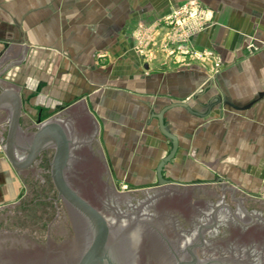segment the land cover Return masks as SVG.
I'll return each mask as SVG.
<instances>
[{"label": "crops", "instance_id": "1", "mask_svg": "<svg viewBox=\"0 0 264 264\" xmlns=\"http://www.w3.org/2000/svg\"><path fill=\"white\" fill-rule=\"evenodd\" d=\"M183 1L124 0L129 7L124 14L134 13L133 21L146 24ZM202 2L215 8L221 25L194 36L196 50L211 53L215 44L221 60L228 61L237 54L232 43L230 46L231 37L264 33L262 17L245 13L239 5H229L226 0ZM238 2L243 6V0ZM98 14L96 9L95 16ZM163 34L140 33L138 40L139 34L133 33H46L45 45L50 51L44 53V75L34 79L36 51L14 43L2 53L6 43H0V82L6 72L13 71V83L20 73L18 85L6 88L16 91L21 99L20 140L31 142L41 124L55 120L73 139V154L78 146L99 145L105 164L114 168L123 182L160 181L170 167L175 171L183 165L188 167L189 179L204 171L212 180L217 175L218 180L237 184L239 190L264 194V54L252 56L251 64L237 63L217 74L210 58L195 60L179 50L171 54L158 48L165 41ZM145 40V50L138 49L139 41L143 48ZM25 69L29 70V82L21 77ZM42 79L43 103L52 109L59 103L61 107L46 118L41 109L35 122L25 121L21 88ZM12 103L8 98L0 108L1 136L6 120L9 133ZM5 111L9 115L5 116ZM161 113L167 130L178 138V149L162 173L161 163L173 144L160 129ZM1 153L0 194H16L17 174Z\"/></svg>", "mask_w": 264, "mask_h": 264}, {"label": "water", "instance_id": "2", "mask_svg": "<svg viewBox=\"0 0 264 264\" xmlns=\"http://www.w3.org/2000/svg\"><path fill=\"white\" fill-rule=\"evenodd\" d=\"M8 98L13 99L6 146L10 162L24 170L42 151L54 148L52 178L59 195L71 207L58 210L43 236L0 230V264H264L263 200L235 195L236 189L228 185L215 189V184L178 186V181L126 193L113 191L87 200L67 174L73 159V139L59 122L50 120L38 127L31 142H22L18 135L21 99L16 91L3 90L0 108ZM158 118L161 131L173 144L160 171L175 155L178 138L165 127L163 113ZM19 150L26 152L22 159ZM136 206L147 207L145 213L157 215L149 217V222L157 225L160 234L153 236L142 224L126 229L134 224L126 215L137 212L133 209ZM118 214L122 218H117ZM115 236L124 240L118 249L113 246ZM160 238L169 241L157 242ZM193 238H203L202 245L184 244Z\"/></svg>", "mask_w": 264, "mask_h": 264}, {"label": "rangeland", "instance_id": "3", "mask_svg": "<svg viewBox=\"0 0 264 264\" xmlns=\"http://www.w3.org/2000/svg\"><path fill=\"white\" fill-rule=\"evenodd\" d=\"M226 1L229 5L236 6L237 4L240 8L243 7L245 13L262 17L260 24L262 23L264 27V0H243V6L238 0ZM110 2L114 3L111 7L109 0H0V43L3 41L6 43V48L2 53L14 43L30 46L31 50L36 51V62L31 64L34 66L33 79L35 76L44 75V53L47 50L50 51V46L46 47L45 45L46 33L54 35L55 33H133L134 35L139 34L138 40H140V33H164L165 41L163 44L160 43L158 48L168 49L171 54L172 50H179V53L195 57V60L210 58L213 61V71L217 74L222 68H233L237 63L251 64L252 56L259 53L264 54V33H245L239 39L229 36L230 46L233 45L236 48L237 54L234 53L235 55L231 56L232 58L228 61L221 60L220 48L215 44L211 53H209L210 51L196 50V45L192 41L194 36L196 37L218 24L221 25L216 19L215 8L206 5L202 0H186L178 3L172 6L169 13L158 17L155 22L146 24L136 22L138 19L133 21L134 13L133 15L124 14V10L129 8L124 4V0H110ZM96 9L99 10L97 16H95ZM195 12H202V14L198 16ZM98 17H100L99 20ZM110 17L115 20H109ZM2 35L4 39H2ZM147 45V40L142 41L143 48H141L139 41L138 49L144 51ZM150 55L149 53L147 57ZM8 63H6V67ZM28 71L25 69L21 72V77L25 78L26 82H29ZM11 72H6L3 75V81L1 79L0 82V93L6 88L14 87V83L18 85L19 82L16 80L19 79L20 73H16L13 83L14 76ZM21 89L24 105L22 114L25 121L35 122L41 109L44 110L43 118H46L61 107V103L57 104L54 109L43 103L45 98L43 79L39 84L30 87L24 86ZM2 113L3 109L0 110V114ZM7 115L9 112L5 111V116ZM4 123L6 130L2 136L0 135V151L6 163L11 164L8 166L17 174L19 185L16 194H0V230H21L34 236H43L49 232L48 223L55 220L58 210L71 207L59 195L52 178L51 163L55 149L48 148L42 151L30 167L19 172L12 166L6 154L9 122L6 120ZM99 148V145L94 148L86 145L76 147L72 167L67 173L70 183L87 200L113 191L126 193L166 186L178 181V186L215 184V189L221 185H228L236 189L235 195L264 201L263 193L239 190L237 184L218 180L217 175L212 180L206 177L204 171L201 176L189 179L188 167L183 165L175 171L173 167L165 171V175L162 177L166 180L165 182H160L157 179L148 183L123 182L116 176L114 168L105 164ZM172 148L173 145L166 150L165 158L169 156ZM17 153L21 159L26 156L25 151L19 150ZM185 153L187 154V152ZM172 158L164 163L161 173Z\"/></svg>", "mask_w": 264, "mask_h": 264}, {"label": "flooded vegetation", "instance_id": "4", "mask_svg": "<svg viewBox=\"0 0 264 264\" xmlns=\"http://www.w3.org/2000/svg\"><path fill=\"white\" fill-rule=\"evenodd\" d=\"M71 163H72V161H71ZM144 205V204H143ZM74 209V208H73ZM99 209V208H98ZM133 209H136L137 210V212H130L129 214H125L126 215V218H128V220H130L131 218H132V220L133 221H131V223H134V224H130L129 225V227L128 228H126V229H134V227H136V225H143V226H145L146 225V229L148 228L149 229V232L153 235V236H155V235H158V234H160L159 233V231H158V228H157V225L156 224H153V223H150L149 222V220H150V218L149 217H157V215H155V216H153V215H150V214H148V213H145V211L147 210V207H140V208H138L137 206L136 207H133ZM157 210V209H156ZM102 211V210H101ZM103 212V211H102ZM76 213H80L79 211H77L76 210ZM104 213V212H103ZM122 216H123V214H122ZM117 218H122L121 217V215L119 216V214H118V217ZM115 222H116V220H114V223L113 222H111L112 223V225H113V227H114V225H115ZM243 223V222H242ZM136 224V225H135ZM243 224H246V223H243ZM91 225V224H90ZM91 227H92V225H91ZM93 229V228H92ZM142 240H145V239H142ZM180 240V238L179 239H177V240H173V243H175V241H179ZM200 241V242H198V243H196L197 241ZM196 239V238H193V239H191V241H186V243H184V244H186V245H188V247H192V246H194V245H202L201 243L203 242V238H199V239ZM157 242H159V241H169L168 239H166V238H163V239H157L156 240ZM122 242H124V240H123V238H121L120 236L118 237V236H115V239H114V241H113V246H115V248H120L121 247V243ZM195 247V246H194ZM112 254H114L113 253V248H112ZM114 257L116 256L115 254L113 255ZM120 263H122V262H120Z\"/></svg>", "mask_w": 264, "mask_h": 264}, {"label": "built area", "instance_id": "5", "mask_svg": "<svg viewBox=\"0 0 264 264\" xmlns=\"http://www.w3.org/2000/svg\"><path fill=\"white\" fill-rule=\"evenodd\" d=\"M195 14H198V16H201L202 12H199V13L195 12Z\"/></svg>", "mask_w": 264, "mask_h": 264}]
</instances>
